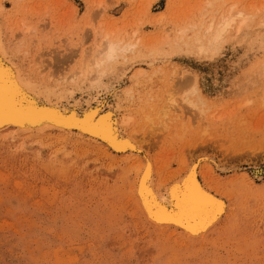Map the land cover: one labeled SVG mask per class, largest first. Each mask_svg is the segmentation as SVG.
I'll return each instance as SVG.
<instances>
[{"label": "rangeland", "instance_id": "rangeland-1", "mask_svg": "<svg viewBox=\"0 0 264 264\" xmlns=\"http://www.w3.org/2000/svg\"><path fill=\"white\" fill-rule=\"evenodd\" d=\"M210 1L22 0L0 11L34 27L21 39L0 18L6 58L33 88L48 90L50 78L54 93L72 90L59 103L80 114L98 98L106 101L101 113L118 105L133 117L127 130L146 144L134 156L63 133L0 132V264H264V0ZM229 5L249 15L243 31L211 57L190 52L182 40ZM106 35L136 43L139 55L118 58L100 77L103 89L70 81ZM175 42L181 50L164 56ZM150 51L160 56L143 54ZM179 71L194 76L202 114L179 102ZM166 93L177 105L164 117ZM145 153L159 193L185 160L206 157L198 174L225 200L221 218L199 236L149 222L134 194Z\"/></svg>", "mask_w": 264, "mask_h": 264}, {"label": "bare ground", "instance_id": "bare-ground-1", "mask_svg": "<svg viewBox=\"0 0 264 264\" xmlns=\"http://www.w3.org/2000/svg\"><path fill=\"white\" fill-rule=\"evenodd\" d=\"M212 1L214 0H211L209 4H212ZM21 2L22 0H0V11L8 3L12 4L13 9L16 10L20 7ZM248 17L249 15L242 10L229 5L212 16L208 24L199 31L200 33H194L187 40H182V44L189 46L190 52L211 57L218 52L219 46L225 38L243 31ZM0 18L6 23L7 33L16 32V36L21 39L34 29L22 16H17L15 13L4 12ZM201 26L202 22L188 27L195 30ZM185 30L181 29L180 32ZM4 36L6 35L0 25V132L10 131L14 136L28 133H63L97 143L105 150L114 153L138 155L132 150L134 148L141 149L143 144L144 146L146 144L137 137L139 135L127 130L126 124L132 122L133 119L131 115L123 112L121 115V108L117 104H115L117 107L109 104L108 111L101 113L100 109L106 102L103 98H98L96 104L91 105L90 108L86 101L87 108H84L82 114L74 110L67 111L59 101L68 99L72 90L59 94L54 93L48 87H55L50 78L48 79L50 84L45 87L48 90L39 91L33 88L20 68L13 66L9 62V58V61L7 60L3 50L6 49ZM181 38L182 36L179 37V39ZM12 45L13 47L17 46L16 43ZM96 47L83 53L82 64L79 70L70 76V81L81 83L86 80L91 87L97 86L103 89L104 85L100 77L110 69L118 58H125L126 53L135 51L136 43L122 38L109 39L106 35L101 45L96 44ZM181 47V43L175 42L173 49L163 55L170 57L173 53L176 54L175 52L180 51ZM135 52L136 55L140 53L137 50ZM143 54L152 57V60L155 56H160L155 55L152 51ZM4 61H8L12 67L9 68L7 62L6 65ZM263 69L264 67L261 70ZM142 73L143 69H139L138 74ZM78 75L80 78H77ZM174 77L172 76L171 79ZM176 77L179 79L177 85L186 84V91H181L179 102L197 110L198 114H202L205 102L200 95L194 76L179 71ZM176 77L175 79H177ZM179 88L181 89V87ZM33 89L36 90V93ZM169 93L165 95L167 103L162 104V108L158 109L160 115L162 114L164 117L167 116L171 106L177 105L173 95ZM39 96H42V99ZM40 99L42 102H38ZM205 158L201 157L198 161L185 160L181 171L177 176L165 181L166 188L164 192L159 193V188L155 186L154 182L156 174L152 159L147 153L139 156L136 165L134 194L149 222L158 226L174 227L189 236H199L221 218L226 211L225 200L217 196L199 178L198 166ZM252 172L254 176L259 175L262 173V169L254 168ZM171 181H174L173 184L168 186Z\"/></svg>", "mask_w": 264, "mask_h": 264}]
</instances>
